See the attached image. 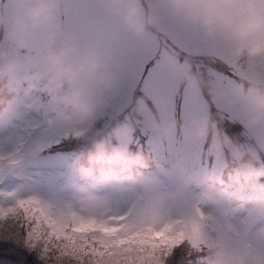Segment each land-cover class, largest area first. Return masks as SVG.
Here are the masks:
<instances>
[{"label":"rangeland","instance_id":"rangeland-1","mask_svg":"<svg viewBox=\"0 0 264 264\" xmlns=\"http://www.w3.org/2000/svg\"><path fill=\"white\" fill-rule=\"evenodd\" d=\"M149 2L155 4L157 0H141L142 9ZM14 3L15 0H0V6L8 8ZM108 23L114 27V32L97 26L107 33L102 42L87 38L81 41L85 46L95 44L100 49L117 80L114 90L94 100L99 119L93 130L100 131V135L110 127L111 131L103 144L109 150L125 153L130 158L127 164L132 165L142 161L132 147L141 146V138L148 134L145 142L150 145V150L160 161L164 158L167 160L163 175L160 178L156 175L142 177L140 181L124 178L118 186L86 179L79 183L78 179L90 170L80 168L77 172L73 169L76 155L62 152L40 156L42 149L63 143L80 145L76 149L78 156L88 153L92 146L78 141L90 136L92 130H67L53 122L54 109L49 104V97L38 90L33 91L38 86L32 80L30 50L9 41L6 45L9 58L17 63L13 77L20 85L25 82L29 86L17 90L7 80L0 81V93L9 91L10 94L8 106L0 113V157L3 158L0 173L8 178L0 190L3 193L0 202H12L6 197L15 194L18 198H38L53 211H78L77 197L79 190L84 189L107 202L105 216L133 219L142 214V202L147 190L172 192L180 188L177 166L182 167L186 174L203 177L206 185L225 184L223 170L230 162L237 163L232 180L238 182V176L243 180L249 171L250 158L253 159L252 177L264 175V128L247 124L239 115L237 97L248 85L244 83L241 69L226 64L222 57L209 50L203 24L197 23L191 27L181 25L169 30L161 41H143L128 34L117 21ZM60 27L67 30L63 21ZM4 39V32L0 30V41ZM165 49L178 53L179 61H186L192 71L205 77L204 80L214 91L225 98L214 102L211 97L207 98L203 90L186 87L183 73L179 70L181 64L166 60L163 54ZM180 57L185 58L180 60ZM240 63L242 65L243 61ZM147 64L150 66L146 69ZM29 101L34 102V107L29 106ZM161 104L164 105L163 109ZM146 117H151L152 122L157 124L174 125L173 134L162 136L151 127ZM200 120H208L214 125L212 136L209 137V133L203 137L188 135L193 122ZM116 121L118 123L111 127ZM225 127L238 128L246 141L235 144L234 136L229 131L224 132ZM116 131L119 135H114ZM218 137L226 139L228 143L216 148ZM237 146L247 150L250 155L236 159L233 150ZM57 168H64L65 172H57ZM243 192L248 194L249 200L236 208V194L221 196L213 187L203 190L189 187L182 190L183 205L163 210L160 216L165 221L175 222L198 209L208 223L231 233L232 245L237 246L235 241L239 239L249 246H255L258 237L264 233V217H251L253 195L248 188ZM236 211L238 215H228Z\"/></svg>","mask_w":264,"mask_h":264},{"label":"clouds","instance_id":"clouds-1","mask_svg":"<svg viewBox=\"0 0 264 264\" xmlns=\"http://www.w3.org/2000/svg\"><path fill=\"white\" fill-rule=\"evenodd\" d=\"M184 12L193 20L211 29V39L216 54L231 65L243 61L241 72L247 89L237 97L239 115L251 126L264 128V0H258L252 8L247 0H180ZM87 5L106 21H117L132 37L143 41H161L169 32L168 25L160 17L155 4L149 2L142 9L141 0H15L11 8L0 6V30L5 39L0 41V81L7 80L15 89L21 85L13 74L16 61L9 58L7 43H15L31 52L32 80L40 92L47 94L54 109L53 122L67 130H92L86 139L92 144L90 159L94 162L101 181L115 186L120 184V173L129 157L118 150H109L95 137L99 134L93 126L99 119L94 107L97 96H103L117 87L115 73L107 57L95 45L85 46L82 39L95 42L105 40L107 33L91 25L84 12ZM63 21L67 30L60 27ZM256 49L253 54L236 56L239 50ZM164 58L180 63L185 86L205 91L214 102L225 97L190 69L186 61H179L175 51L164 50ZM34 107V102L29 101ZM161 109L164 105H160ZM151 127L162 136H170L174 125L154 123L146 117ZM214 128L208 120L193 122L188 135L203 137ZM119 135V132H114ZM228 141L218 137L216 148ZM236 159L250 153L237 146L233 150ZM248 174L240 182V190L250 189V215L253 219L264 217V187H258L252 179L253 159L248 160ZM180 188L172 192L149 189L144 193L142 213H160L183 205L182 190L189 187L205 189L203 177L186 174L177 166ZM210 187V185L208 186ZM77 206L80 214L104 215L107 202L84 189L79 190ZM195 221L200 225L202 264H264V254H253L250 249L230 243L231 233L208 223L197 211H190L181 222ZM193 254L199 255L195 250Z\"/></svg>","mask_w":264,"mask_h":264},{"label":"snow or ice","instance_id":"snow-or-ice-1","mask_svg":"<svg viewBox=\"0 0 264 264\" xmlns=\"http://www.w3.org/2000/svg\"><path fill=\"white\" fill-rule=\"evenodd\" d=\"M256 3L258 0H247V7ZM155 7L170 30L200 23L184 12L180 0H157ZM84 12L91 25L114 32V27L87 5ZM205 29L209 50L216 53L211 29ZM255 51L239 50L234 55H250ZM232 65L237 70L242 66L239 60ZM6 199L12 202H0V264H202L203 261L200 225L192 220L165 221L157 213H142L133 219L83 215L71 209L53 211L35 197L18 198L10 194ZM235 243L253 254H264V233L255 246L239 239Z\"/></svg>","mask_w":264,"mask_h":264},{"label":"trees","instance_id":"trees-1","mask_svg":"<svg viewBox=\"0 0 264 264\" xmlns=\"http://www.w3.org/2000/svg\"><path fill=\"white\" fill-rule=\"evenodd\" d=\"M219 126H220V128L222 129V127H221V125L219 124ZM237 127V126H236ZM226 128V127H225ZM236 129H237V133H236ZM223 130V129H222ZM225 130V129H224ZM228 131L230 132V134L232 135V136H234V138H233V141H235L236 143H238V141L239 140H241V141H243V140H245V136L242 134V132H239V129L238 128H226V130L224 131V132H226V133H228ZM233 133H235V134H233ZM96 140L97 139H101L100 137H96L95 138ZM79 143L81 142V143H86V142H88L86 139H84V140H82V141H78ZM65 143H63V145H64ZM87 145H89V143H87ZM80 147V145H75V144H70V146H69V149H71V150H74V151H76V149H78ZM132 148H137V146H133ZM90 150H92V149H90Z\"/></svg>","mask_w":264,"mask_h":264}]
</instances>
